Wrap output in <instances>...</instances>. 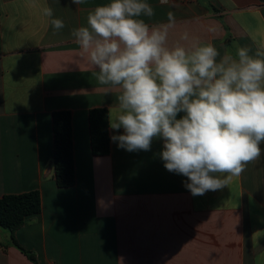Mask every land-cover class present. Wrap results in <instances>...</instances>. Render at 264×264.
Wrapping results in <instances>:
<instances>
[{
	"label": "crops",
	"instance_id": "crops-1",
	"mask_svg": "<svg viewBox=\"0 0 264 264\" xmlns=\"http://www.w3.org/2000/svg\"><path fill=\"white\" fill-rule=\"evenodd\" d=\"M108 0H0V198L38 190L42 212L16 233L38 264H264L262 157L215 191L193 196L164 167L162 139L149 151L92 153L89 112L110 118L119 89L99 85L71 31ZM150 26L168 23V46L211 43L264 50V0H147ZM64 27L56 31L42 6ZM187 33L188 39L181 37ZM73 115L76 185L55 181L53 114ZM123 133L110 129V136ZM0 264H35L0 227Z\"/></svg>",
	"mask_w": 264,
	"mask_h": 264
},
{
	"label": "clouds",
	"instance_id": "clouds-1",
	"mask_svg": "<svg viewBox=\"0 0 264 264\" xmlns=\"http://www.w3.org/2000/svg\"><path fill=\"white\" fill-rule=\"evenodd\" d=\"M42 13L56 31L64 27L46 4ZM154 14L147 0H108L71 36L98 84L119 89L109 128L123 133L110 139L129 152L149 151L154 139H162L165 169L186 177L193 196L204 195L262 157L264 50L253 54L237 45L235 54L221 55L211 43L170 47L174 16L150 26L142 17Z\"/></svg>",
	"mask_w": 264,
	"mask_h": 264
},
{
	"label": "trees",
	"instance_id": "trees-1",
	"mask_svg": "<svg viewBox=\"0 0 264 264\" xmlns=\"http://www.w3.org/2000/svg\"><path fill=\"white\" fill-rule=\"evenodd\" d=\"M110 112L105 108H95L89 112L92 153L96 157L110 155L112 143L109 128ZM55 181L59 188L76 185V165L74 156L73 115L62 110L53 114ZM42 212L40 191L9 194L0 198V227L11 234V241L32 262L38 264L34 253L25 250L17 242L15 233L33 216Z\"/></svg>",
	"mask_w": 264,
	"mask_h": 264
}]
</instances>
